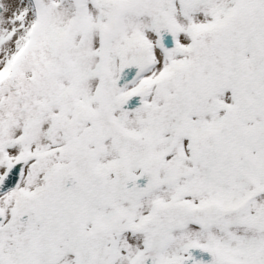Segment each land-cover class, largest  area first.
<instances>
[{"label": "snow or ice", "instance_id": "snow-or-ice-1", "mask_svg": "<svg viewBox=\"0 0 264 264\" xmlns=\"http://www.w3.org/2000/svg\"><path fill=\"white\" fill-rule=\"evenodd\" d=\"M0 264H264V0H0Z\"/></svg>", "mask_w": 264, "mask_h": 264}]
</instances>
